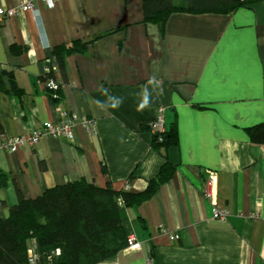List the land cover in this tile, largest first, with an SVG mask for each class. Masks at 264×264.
Returning a JSON list of instances; mask_svg holds the SVG:
<instances>
[{
	"label": "crops",
	"instance_id": "0c3cea01",
	"mask_svg": "<svg viewBox=\"0 0 264 264\" xmlns=\"http://www.w3.org/2000/svg\"><path fill=\"white\" fill-rule=\"evenodd\" d=\"M32 1L35 11L0 23V143L44 131L61 112L93 125L78 124L74 141L44 135L0 149V220L20 197L69 182L142 194L169 162L171 180L128 208L141 250L97 264H264V145L250 136L264 124V0L175 12L162 26L144 21L143 0ZM76 40L90 43L65 56L64 79L55 52ZM46 67L62 91L57 104ZM160 109L175 130L166 158L152 146Z\"/></svg>",
	"mask_w": 264,
	"mask_h": 264
},
{
	"label": "trees",
	"instance_id": "16d2710c",
	"mask_svg": "<svg viewBox=\"0 0 264 264\" xmlns=\"http://www.w3.org/2000/svg\"><path fill=\"white\" fill-rule=\"evenodd\" d=\"M181 1L187 7L174 0H143L144 21L162 26L175 12L230 13L243 5L233 0ZM89 43L76 40L56 50L64 79L65 56L85 53ZM14 93L21 95L15 85ZM57 94L56 104L62 101L61 89ZM250 136L253 143L264 145V124L250 129ZM174 140V128L166 129L153 134L152 146L166 158ZM174 173L175 167L166 162L147 190L137 195L80 180L51 188L34 200L20 197L10 217L0 220V264H97L120 253L131 235L128 208L150 199ZM30 251L37 257L35 263Z\"/></svg>",
	"mask_w": 264,
	"mask_h": 264
},
{
	"label": "built area",
	"instance_id": "2783aa9c",
	"mask_svg": "<svg viewBox=\"0 0 264 264\" xmlns=\"http://www.w3.org/2000/svg\"><path fill=\"white\" fill-rule=\"evenodd\" d=\"M44 3L47 4L49 8H54L55 4L59 0H42ZM35 4L32 0H20V5L16 9H4L0 8V23H3L6 18L16 17L22 12L26 11H35ZM44 87L45 91L49 94L52 100L58 99V91L60 90V86L58 83L50 77V68H45V80H44ZM160 115L156 123L154 124L152 130L154 134H163L166 130L164 120H163V109L159 111ZM82 123L88 130H91L93 122L86 118H81L77 115H70L65 112H61V120L56 123H44L42 124V128L44 131L35 130L30 134H24L21 136H17L9 140L7 143H0V149L4 148L9 152H16L25 144H36L40 140V138L44 135L53 137V138H66L70 141H74L76 137V127L78 124ZM161 140V139H160ZM210 196L211 194L208 193ZM215 217H223L220 211L215 210ZM178 236H172L171 240H177ZM141 250V243L137 241V239L130 235L127 240V246L125 247L124 251L126 252H135ZM30 256L32 258V262L35 263L37 257L30 251ZM60 252L57 251V255ZM151 264V262H148Z\"/></svg>",
	"mask_w": 264,
	"mask_h": 264
},
{
	"label": "rangeland",
	"instance_id": "374dc122",
	"mask_svg": "<svg viewBox=\"0 0 264 264\" xmlns=\"http://www.w3.org/2000/svg\"><path fill=\"white\" fill-rule=\"evenodd\" d=\"M29 247H31V246L29 245Z\"/></svg>",
	"mask_w": 264,
	"mask_h": 264
}]
</instances>
